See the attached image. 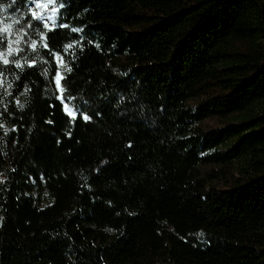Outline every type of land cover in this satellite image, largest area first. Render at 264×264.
Masks as SVG:
<instances>
[{
  "label": "trees",
  "instance_id": "16d2710c",
  "mask_svg": "<svg viewBox=\"0 0 264 264\" xmlns=\"http://www.w3.org/2000/svg\"><path fill=\"white\" fill-rule=\"evenodd\" d=\"M29 1L0 0V264H264V0H59L49 30ZM223 140L240 174L196 178Z\"/></svg>",
  "mask_w": 264,
  "mask_h": 264
},
{
  "label": "rangeland",
  "instance_id": "374dc122",
  "mask_svg": "<svg viewBox=\"0 0 264 264\" xmlns=\"http://www.w3.org/2000/svg\"><path fill=\"white\" fill-rule=\"evenodd\" d=\"M61 8V4L59 3V0H30L29 1V10L32 17L42 26L43 29L49 30L52 29L58 20V13L59 9ZM69 33L76 35L79 39L84 34V30L77 27V26H70L66 28ZM77 42L75 41V38L71 37L68 38L67 41L64 44V48L66 51L70 48L76 47ZM37 46V42L35 40L30 41V48L33 49ZM33 62H27L24 67L21 69H24L25 67L32 66ZM58 64H59V73L60 76L64 73V70L67 69V62L64 60V58H58ZM1 96L7 97L15 106L20 107L22 103L24 102V92L23 90L15 88L14 84L11 81L6 80L1 85ZM201 129L210 131V130H220L226 128V120L221 118H211L207 120L206 122H202L200 125ZM10 127L8 124L4 123L3 121H0V132L7 134L10 130ZM229 147V144L225 142V140L222 141V143L219 146V149L224 153L222 156L227 157L226 152ZM226 150V151H225ZM225 151V152H224ZM212 151H205L203 154L210 155ZM226 155V156H225ZM221 159V158H220ZM222 158L223 162H219L215 167H211L210 165H197L196 166V178L199 179H205L208 178L210 184L218 183L220 182H227L231 179V177L236 178L242 171V167L246 165L247 159L240 158V159H234V158H228L225 160ZM213 168V172L212 171ZM214 176H213V175ZM212 175V176H210Z\"/></svg>",
  "mask_w": 264,
  "mask_h": 264
},
{
  "label": "snow or ice",
  "instance_id": "6c2138e0",
  "mask_svg": "<svg viewBox=\"0 0 264 264\" xmlns=\"http://www.w3.org/2000/svg\"><path fill=\"white\" fill-rule=\"evenodd\" d=\"M17 2V0H14V3ZM49 47H51L49 45ZM56 85L57 88L60 89V85H61V76L60 73L57 72L56 73ZM58 99H60L65 114L68 115L70 117L71 120H75L77 118H82L84 121H89L92 119V117L90 115L87 114L86 111H83L80 107L79 104H71L70 100L72 99L71 97L67 96V95H61L57 97ZM99 115V113H97Z\"/></svg>",
  "mask_w": 264,
  "mask_h": 264
}]
</instances>
